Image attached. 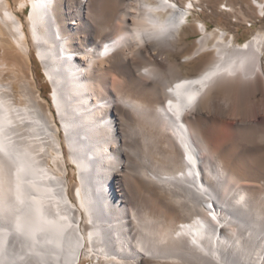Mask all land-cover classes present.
Listing matches in <instances>:
<instances>
[{
  "label": "bare ground",
  "instance_id": "bare-ground-1",
  "mask_svg": "<svg viewBox=\"0 0 264 264\" xmlns=\"http://www.w3.org/2000/svg\"><path fill=\"white\" fill-rule=\"evenodd\" d=\"M14 1L0 0V264H264V34L238 44L196 21L185 55L178 0Z\"/></svg>",
  "mask_w": 264,
  "mask_h": 264
},
{
  "label": "rangeland",
  "instance_id": "rangeland-1",
  "mask_svg": "<svg viewBox=\"0 0 264 264\" xmlns=\"http://www.w3.org/2000/svg\"><path fill=\"white\" fill-rule=\"evenodd\" d=\"M185 1L189 0H178V3L180 6L186 7ZM11 8L14 9L16 3L14 0H9ZM252 2V0H251ZM233 4L235 7H242L241 11H244L246 14L247 22L239 21V16H237L236 12L235 15L230 14L229 12L224 11V4ZM200 8H195V11L192 13V17L190 19V22L188 24V28L185 30L183 29L181 31V42H186L189 45V48L185 52V55L189 54L193 49V42L195 38L197 37L196 34V21L197 19L203 20L207 25V29L214 30V29H222L233 35V41L234 43H242L248 39H252L253 37L257 35L264 34V18L259 17L256 13V8H254V5H252L248 0H201L200 1ZM15 6V7H14ZM27 10V9H26ZM26 10H22L20 13L18 11V14H20L21 19H24V16L26 14ZM235 17V18H234ZM250 25V26H249ZM188 33L191 34L189 38H187ZM235 38V39H234ZM231 39V36H229V39ZM179 56L178 61H183L185 57ZM31 62L32 66L34 68V76H37L36 82L38 84V89L41 92L42 98L47 102V104H50V92H51V86L47 82L45 76L43 75V69L41 64L37 61L35 52L31 50ZM181 57V58H180ZM210 54H203L198 59H204L209 58ZM180 58V59H179ZM197 61H190L188 63H185L183 65V68L186 73L193 74L194 69L196 67ZM185 66V67H184ZM218 126V127H217ZM216 131H219V124H216ZM73 169V167L70 165L69 168ZM69 169V175L71 177V181H77V176L72 172V170Z\"/></svg>",
  "mask_w": 264,
  "mask_h": 264
},
{
  "label": "crops",
  "instance_id": "crops-1",
  "mask_svg": "<svg viewBox=\"0 0 264 264\" xmlns=\"http://www.w3.org/2000/svg\"><path fill=\"white\" fill-rule=\"evenodd\" d=\"M226 5H229V6H233V7H235L233 4H227V3H226ZM235 8H239V9H241L242 7H241V6H239V7L236 6ZM242 13L244 14V18L241 17V18H239V20L245 22L244 20L246 19V14H245L244 11H243ZM230 14L234 15L233 13H230ZM234 18H235V17H234ZM246 20H247V19H246ZM197 21H198V22H203L205 25H207L203 20L197 19ZM188 27H189V26H186V27H184V29L186 30ZM196 34H197V33H196ZM190 36H191V34L188 33L187 38H189Z\"/></svg>",
  "mask_w": 264,
  "mask_h": 264
},
{
  "label": "built area",
  "instance_id": "built-area-1",
  "mask_svg": "<svg viewBox=\"0 0 264 264\" xmlns=\"http://www.w3.org/2000/svg\"><path fill=\"white\" fill-rule=\"evenodd\" d=\"M250 26V25H249Z\"/></svg>",
  "mask_w": 264,
  "mask_h": 264
}]
</instances>
